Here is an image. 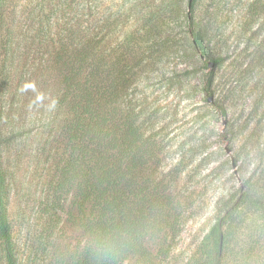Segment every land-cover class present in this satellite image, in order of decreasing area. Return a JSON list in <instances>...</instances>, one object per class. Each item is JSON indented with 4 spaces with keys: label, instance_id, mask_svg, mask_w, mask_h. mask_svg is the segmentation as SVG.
I'll use <instances>...</instances> for the list:
<instances>
[{
    "label": "rangeland",
    "instance_id": "374dc122",
    "mask_svg": "<svg viewBox=\"0 0 264 264\" xmlns=\"http://www.w3.org/2000/svg\"><path fill=\"white\" fill-rule=\"evenodd\" d=\"M70 29L92 35L120 84L116 108L159 141L153 179L178 218L154 264H214L220 218L221 264H264V0H0L2 167L18 263L51 264L58 245L81 240L76 201L53 209L67 115L46 61Z\"/></svg>",
    "mask_w": 264,
    "mask_h": 264
},
{
    "label": "trees",
    "instance_id": "16d2710c",
    "mask_svg": "<svg viewBox=\"0 0 264 264\" xmlns=\"http://www.w3.org/2000/svg\"><path fill=\"white\" fill-rule=\"evenodd\" d=\"M76 33L68 30L60 48L50 51L46 72L64 88L57 102L67 115L65 166L53 209L64 212L68 195L76 201L81 240L72 250L58 245L59 254L51 264H154L161 252L157 241L174 229L178 218L174 199L170 194L163 196L153 179L160 162L159 141L152 135L144 138L136 118L119 112L115 102L120 84L111 79L109 63L98 62L92 35ZM190 35L198 51L199 42L193 32ZM73 36H79L77 44ZM210 87L208 79L204 90ZM2 145L0 130V254L3 264H19L7 216ZM64 193L68 194L62 199ZM223 223L220 218L210 231L214 264H221ZM105 239L114 240L116 246L102 254L100 243Z\"/></svg>",
    "mask_w": 264,
    "mask_h": 264
},
{
    "label": "clouds",
    "instance_id": "9594fccd",
    "mask_svg": "<svg viewBox=\"0 0 264 264\" xmlns=\"http://www.w3.org/2000/svg\"><path fill=\"white\" fill-rule=\"evenodd\" d=\"M116 242L114 240H102L100 243L101 253H109L115 249Z\"/></svg>",
    "mask_w": 264,
    "mask_h": 264
},
{
    "label": "water",
    "instance_id": "95a60500",
    "mask_svg": "<svg viewBox=\"0 0 264 264\" xmlns=\"http://www.w3.org/2000/svg\"><path fill=\"white\" fill-rule=\"evenodd\" d=\"M213 66H214L213 62H207V67L208 68H212ZM212 101H213L212 97H208L207 98V102L212 103Z\"/></svg>",
    "mask_w": 264,
    "mask_h": 264
}]
</instances>
